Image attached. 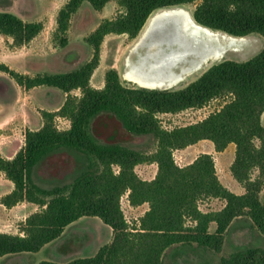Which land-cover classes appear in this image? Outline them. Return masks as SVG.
Returning a JSON list of instances; mask_svg holds the SVG:
<instances>
[{
  "label": "trees",
  "instance_id": "16d2710c",
  "mask_svg": "<svg viewBox=\"0 0 264 264\" xmlns=\"http://www.w3.org/2000/svg\"><path fill=\"white\" fill-rule=\"evenodd\" d=\"M110 1L118 3L120 13L103 19L86 36L92 55L79 68L31 76L0 64V71L24 89L45 86L66 93L58 110L40 111L42 126L25 131L24 145L12 158L0 156V172L14 185L0 203L10 208L26 201L40 208L22 222V235L0 232V257L37 252L85 216L108 225L113 232L111 241L92 256L38 264H163L165 251L173 245H196L217 253L228 226L240 216H247L264 235V204L259 200L264 186V0H67L57 11L53 41L61 48L68 44L70 19L83 2L100 11ZM196 1L190 11L196 23L235 37L257 34L263 38L260 51L244 61L222 59L183 87L128 85L115 69L105 72L101 88L91 86L104 36L135 38L154 12L186 8ZM42 29L41 22L0 11V34L12 39L11 46L26 45ZM75 90L80 91L79 96L72 94ZM218 98L224 99L223 104L200 121L170 129L161 124L160 114L202 108ZM55 117L69 120V128L58 129ZM95 123L110 132L97 134ZM112 127L127 134L148 135L155 147L142 151L124 145L115 140ZM203 139L210 140L216 151L235 144L230 172L244 187L243 194L231 192L220 182L209 153L199 154L185 166L175 162L174 151ZM54 159L71 163L70 181L41 187L35 181L37 169ZM151 163L157 164L155 177L142 179L135 167ZM254 170L258 171L255 177ZM125 194L131 206L148 204L132 224L121 206ZM210 198L225 204L219 210L201 211L199 204ZM212 222L214 231L209 230ZM220 264H264V248L235 247L220 258Z\"/></svg>",
  "mask_w": 264,
  "mask_h": 264
},
{
  "label": "rangeland",
  "instance_id": "374dc122",
  "mask_svg": "<svg viewBox=\"0 0 264 264\" xmlns=\"http://www.w3.org/2000/svg\"><path fill=\"white\" fill-rule=\"evenodd\" d=\"M66 2L67 0H0V11L12 12L24 21H35L43 24L42 31L37 35L39 37L34 41L33 52L36 54V57L31 61L12 57L7 60L10 68L19 73L31 76L38 73L67 72L79 68L82 64L86 63L92 55V48L85 42L86 36H88L103 19L114 18L119 15L121 10L116 1L108 2L100 11L94 10L87 2H83L78 11L70 19V25L66 33L68 44L62 49L53 41L52 37L56 28L55 18L57 11ZM197 3L198 1L189 4L184 9L190 13ZM153 14H151L149 18ZM147 21L135 38H130L127 34H108L104 36L101 43L99 65L90 78L91 86L101 88L104 84L105 72L109 69H115L123 83L148 88L141 86L135 80L129 78L125 70L130 52L139 40ZM246 38L249 39V46L245 48V50L227 52L221 59L204 65L201 69L189 74L185 79L172 87L153 89L183 87L195 80L209 66L222 59L236 61L249 59L260 51L263 46V38L257 34H251L246 36ZM168 44L171 46L170 41ZM0 75V82H4L7 85L6 92L8 93V97H14L19 88L18 84L6 74V72H2ZM61 94V90L53 87L38 89L34 92V100L35 103L40 106L53 107L60 103ZM72 94L79 96L80 91H72ZM223 102L224 99L218 98L211 100L202 108H191L175 114H160L159 118L162 126L168 129L174 126L195 123L206 117L209 113L217 110ZM262 122L264 125V117ZM54 124L60 130L67 129L70 126L69 120L64 117H55ZM95 125L97 134L104 132L103 135H105L110 132V128L106 130L101 128L100 124L98 125L95 123ZM112 128L114 130H112ZM112 128L111 131L113 136H115V140L124 145L142 151H150L155 147L153 139L148 135H132L125 133L121 128ZM15 130L19 135L23 133L22 127L19 125L16 126ZM102 136L100 135L98 139ZM174 153H176L177 156V151ZM194 157L195 155L189 160H192ZM51 162L52 163H44L37 169L35 181L44 188H51L58 184H68L72 168L71 163L67 162L65 164L56 159ZM153 170L154 167L148 168L144 177L146 179L151 178L153 176ZM143 171V168H137L138 173H142ZM257 174L258 171L254 170L252 176L255 177ZM262 204H264V192L262 193ZM121 206L129 224L138 221L139 217L143 214V210L146 208V205L139 208L131 206L126 196L121 198ZM210 207L215 209L219 208V201H216L215 204ZM21 224L22 222H20L17 227L18 230H16V234L22 235L20 232ZM244 225H246L245 230L235 235L232 234L235 225H233L229 231H226L224 235V244L220 252L216 253L211 250H205L196 245H173L165 251L162 258L163 264H220V258L231 254L235 250V247H254L263 249L264 235H262L256 227L246 223H244ZM112 237V229L99 218L90 216L81 217L68 225L56 241L51 243L45 251L35 255V257H48L55 261L64 262L76 257L92 256L100 246L109 243Z\"/></svg>",
  "mask_w": 264,
  "mask_h": 264
},
{
  "label": "crops",
  "instance_id": "0c3cea01",
  "mask_svg": "<svg viewBox=\"0 0 264 264\" xmlns=\"http://www.w3.org/2000/svg\"><path fill=\"white\" fill-rule=\"evenodd\" d=\"M38 37L39 36H36L24 46L14 47L11 46L12 39L10 37L0 34V64H4L8 68H10L7 60L12 57L23 58L30 61L33 60L36 57V54L33 52L34 41ZM65 47H62V49ZM2 72L3 71H0V74ZM18 87L19 88L18 91H16L15 96L9 98L8 93L6 92L7 85L4 82H0V156L8 159L12 158L16 154V152L24 145V134L27 129L36 130L42 126V117L40 111L58 110L59 107L63 104L66 97V93L61 91V100L58 105L53 107H44L35 103L34 92L38 89H45L49 87L40 86L31 89H24L19 85ZM263 117L264 113L262 115V120ZM17 125L21 126L23 130V133H21L20 135L15 130ZM176 151L178 154L176 156V153H174V157L175 162L179 166L188 165L201 153L211 154L214 160L216 175L220 182L235 194L241 195L245 192L244 187L233 178L230 172V165L235 157V144L230 143L223 151H216L214 149L213 143L210 140L203 139L187 146L184 149H179ZM193 155H195V157L192 160H189ZM138 167L143 168L144 171L142 173H138ZM150 167H154L153 176L146 179L144 176L146 170ZM135 171L142 179L151 180L155 177L157 164H139L135 167ZM13 187V183L9 179H7L2 172H0V198L12 191ZM263 192L264 187L259 192V200L261 201V203ZM124 196H126L127 198V194H125ZM216 201H219L220 207L217 209L210 207L213 206ZM224 204L225 201L223 200L210 198L202 201L199 204V208L203 212L215 211L221 209ZM145 205L146 208L143 210L144 213L148 209L147 203L133 207L139 208ZM39 209L40 208L38 205L26 201L17 203L10 208H7L0 203V232L16 234V230H18L17 227L19 226L20 222H24L27 216L39 211ZM244 223L252 226V223L247 216H240L232 220V222L228 226L227 231H229L233 225H235V229H233L232 234L235 235L238 232L244 231L246 228V225H244ZM215 227L216 224L212 222L209 226V230L214 231ZM56 240L57 239H55L54 241ZM54 241L45 244L37 252H22L2 256L0 257V264H38L42 260L55 261L54 259H50L48 257H35V255L45 251V249H47V247H49V245H51V243H53Z\"/></svg>",
  "mask_w": 264,
  "mask_h": 264
},
{
  "label": "bare ground",
  "instance_id": "6f19581e",
  "mask_svg": "<svg viewBox=\"0 0 264 264\" xmlns=\"http://www.w3.org/2000/svg\"><path fill=\"white\" fill-rule=\"evenodd\" d=\"M248 46L246 37L196 23L184 8L163 9L148 19L127 59L126 75L148 88L172 87L227 52Z\"/></svg>",
  "mask_w": 264,
  "mask_h": 264
},
{
  "label": "water",
  "instance_id": "95a60500",
  "mask_svg": "<svg viewBox=\"0 0 264 264\" xmlns=\"http://www.w3.org/2000/svg\"><path fill=\"white\" fill-rule=\"evenodd\" d=\"M148 19V18H147ZM147 19H146V21H147ZM145 24V23H144ZM144 26V25H143ZM205 28H207V27H205ZM209 29V28H208Z\"/></svg>",
  "mask_w": 264,
  "mask_h": 264
}]
</instances>
